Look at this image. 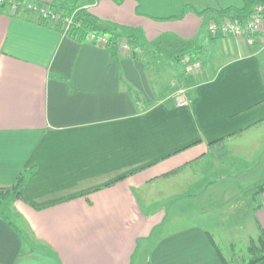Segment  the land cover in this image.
I'll return each instance as SVG.
<instances>
[{"label": "crops", "instance_id": "0c3cea01", "mask_svg": "<svg viewBox=\"0 0 264 264\" xmlns=\"http://www.w3.org/2000/svg\"><path fill=\"white\" fill-rule=\"evenodd\" d=\"M30 1L88 5L149 46L214 49L178 106L144 60L0 9V189L27 176L17 228L0 218V264H239L264 233V192L250 193L264 183V32L249 47L209 27L244 6L192 0L179 15L152 0L179 31L146 34L144 0Z\"/></svg>", "mask_w": 264, "mask_h": 264}, {"label": "trees", "instance_id": "16d2710c", "mask_svg": "<svg viewBox=\"0 0 264 264\" xmlns=\"http://www.w3.org/2000/svg\"><path fill=\"white\" fill-rule=\"evenodd\" d=\"M11 1V0H8ZM19 4L18 10L27 7V5L32 2L30 0H12ZM100 0H89L91 4H95ZM40 6L47 5L42 3L33 2ZM255 3L253 1H247L245 6L242 8H228L226 10L220 11L218 15L221 17H229L232 20L238 21L241 24H244L248 19L249 15L254 9ZM9 8L8 3L0 6L1 8ZM54 8L53 5L50 6ZM70 16H73V23L70 31L67 35L77 41H89L90 35L105 36L108 38L109 43L106 47L111 49L116 57L118 56L122 43H127L131 48V55L134 58L144 60V67L149 68L148 62L145 60V55H139V52H144L147 55L150 54L147 51V48L154 49L155 54L158 56L167 55L173 63L184 64V57L190 56V62L193 63L196 61L200 62L199 51L197 47L182 41H172V40H162L157 42L152 46H148L134 36H125L121 28H113L101 22L94 15L84 10H79L75 12L77 8L74 6H68L62 8ZM16 11V12H17ZM28 12V11H27ZM75 13V14H73ZM218 16V17H219ZM45 24H48V21H42ZM58 30V29H57ZM219 39L220 36L214 37ZM90 42V41H89ZM151 56V54L149 55ZM185 65V72L187 73V66ZM188 74V73H187ZM192 78H185L186 82H193ZM192 84V83H190ZM27 184V176L21 174L15 185L10 189H0V218L6 220L11 226L15 229L17 228L11 219L10 210L13 207L14 203L18 200L25 201L24 199V190ZM264 192V183L255 186L250 193L252 195H258ZM264 260V233L260 235L257 243L251 242L246 250V254L240 259L239 264H257ZM228 264V263H225Z\"/></svg>", "mask_w": 264, "mask_h": 264}, {"label": "rangeland", "instance_id": "374dc122", "mask_svg": "<svg viewBox=\"0 0 264 264\" xmlns=\"http://www.w3.org/2000/svg\"><path fill=\"white\" fill-rule=\"evenodd\" d=\"M115 1H117V0H115ZM176 1H177V3L180 4V8H179V12H178L179 15H181L185 9H188V8L192 9V6H189L187 4V3H190L192 0H176ZM196 1L200 2V7H205V8L207 7L206 5H209V6H212L215 8L216 7L219 8L220 5H222L221 3L224 2L223 0H196ZM247 1H250V0H228L229 3H231L233 6H236V7L245 6ZM118 2H122V0H118ZM201 2H202V4H201ZM141 3L142 4L140 5V11L142 13L148 14L147 17H143L147 21L146 26L144 25L146 34H149L148 30L151 28V26H152V29H155L158 27L159 28L164 27V28H166V30H168L170 32L179 31L177 21L169 20V19L157 20V19L152 18V16L156 15L153 12L154 7H157V5H160V4H157V2L154 3V1H152V0H144V2H141ZM89 5H94V4H89ZM202 5H204V6H202ZM48 6L50 7L51 5H48ZM68 6L69 5H60L57 8L56 7H54V8L50 7L49 8V16L48 17L53 16L52 15L53 13L56 14L58 17L57 18V21H58L57 24H55L53 22L52 23L48 22V24L51 27H54L60 31H63L66 29V28L64 29V27H66L67 21L72 20V18H73V16L68 15L66 13V11H64L62 9L63 7H68ZM71 6H74L75 8H77L75 10V12H77L79 10H84L86 12H89L88 10L90 9V7L88 5L85 7H82L76 3L71 4ZM124 12H125V10H124ZM30 13L32 14L33 12H30ZM33 14H36V13H33ZM73 14H75V13H73ZM37 16L39 17V19L41 21H43V19L40 18L39 15H37ZM70 29L71 28H69V31H70ZM152 37H154V36L149 37V41L153 40ZM230 38H231V40L234 39V37H232V36ZM220 39L221 38H219V40ZM214 40L215 39H213V41ZM210 44L207 43L206 45H204V47H201L203 49H201V48L198 49L199 59L201 61L207 60L208 57L212 55L211 53L214 49V44H213V42H211ZM147 51H149L151 56H149L150 54L147 55L146 53L141 52V51L139 52V55H145L146 56L145 60H146V62H148L147 64L149 66L150 74L154 77V82H156V84H159V86H160V90H158L160 93V97L174 98V101L176 102L177 97L175 99L174 95L178 94L180 91H185L187 93L186 98L188 101V94L190 91L188 89L190 88V86L193 84L194 81L187 83L185 78H192L191 80H193L194 76H196L198 73H200L203 70V66L199 70L194 69V71L192 72L193 74H189V73L187 74L185 72V65L183 64V62H182V64H179V65L176 63H173V61H171L167 55L158 56L155 54L154 49H150L149 47L147 48ZM190 83H192V84H190ZM0 210H2V207H0ZM184 224H185L184 222L181 223V225H184ZM243 242H244L243 240H240V243L237 242L236 245L242 246V245H244ZM227 249H229L228 246L225 247L224 251L226 252Z\"/></svg>", "mask_w": 264, "mask_h": 264}, {"label": "built area", "instance_id": "2783aa9c", "mask_svg": "<svg viewBox=\"0 0 264 264\" xmlns=\"http://www.w3.org/2000/svg\"><path fill=\"white\" fill-rule=\"evenodd\" d=\"M8 3L9 8L16 12L18 10L19 4L16 2L8 1V0H0V6ZM49 6L43 5L40 6L38 4H34L33 2H30L27 7L22 8L21 10H25L28 12L36 13L40 16V18L43 19V21H48L49 23H55L57 24V15L52 14L53 16H49ZM73 23L72 20H68L66 23V27H64L65 30H63V33H68L69 28H71ZM264 32V6L263 5H256L249 15L248 19L245 21L244 24H241L238 21L232 20L229 17H224L220 21H212L210 27H209V33L212 37H234L238 41L243 42L245 45L249 47H253L257 44V38ZM89 41L92 43H95L96 45L106 47L109 43V40L105 36H97V35H90ZM121 50H123L125 53H131V48L127 43H122ZM190 62V56H185L184 58V64L187 66V73L193 74L192 72L194 69H201L202 64L199 61L189 63ZM175 99L177 97V105L178 106H187V93L185 91H180L178 94H175Z\"/></svg>", "mask_w": 264, "mask_h": 264}]
</instances>
